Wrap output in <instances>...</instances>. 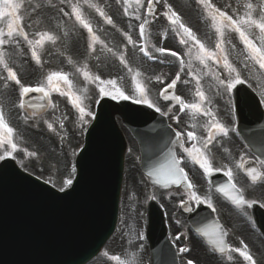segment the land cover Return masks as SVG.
Wrapping results in <instances>:
<instances>
[{
    "label": "snow or ice",
    "instance_id": "1",
    "mask_svg": "<svg viewBox=\"0 0 264 264\" xmlns=\"http://www.w3.org/2000/svg\"><path fill=\"white\" fill-rule=\"evenodd\" d=\"M123 6V13L126 16L134 18L139 21V36L142 40L145 39L146 26L151 22L149 17H155L156 4H162L164 11L161 13L168 20L171 29L180 37V44L187 45V50L184 55L188 56L187 64L183 56L171 49H166L163 47H155L154 51L160 53L161 55L168 53L180 63V72H183L185 68L188 69V75L192 76L195 81V92H194V102H186L181 96L172 94L169 95V89H174L177 82L180 80V72L176 73L175 79L161 91V96L164 100L174 101L175 104L179 105V111L185 112L188 110L191 114L193 120L197 116H203L206 119L202 127L207 132V137H201L197 135L196 131H188L186 133L187 139L192 141V146L184 147L183 140L180 137L183 133L177 132L176 143L183 148V151L187 156L203 170L208 176L213 175L215 172L223 171V175L227 177V182L217 188V191L228 200H230L238 208L251 207L255 201H250L245 198L244 190L237 186L234 182V172L231 167L227 165L224 168H214L212 161L207 154L209 152V145L216 140L217 136L227 137L229 133V128L221 123L216 115L215 110L212 107L213 97L206 94L204 86L201 84V80L205 76H210L211 81L208 84V90L211 92L213 89L215 96H220L223 93L232 92L240 84H244L246 81L241 78L240 72L236 67L229 61L228 56L224 48V37L226 35V29L238 33L240 41L243 43L244 48L247 52L245 60H250L253 65H258L261 72H264V0L260 4L261 11L258 17L253 15L255 7L252 3H247L245 5L246 11L243 15H229L226 11H222L211 3V0H196L197 4L201 5L207 17L211 21V26L218 34V41L215 45V50L206 47L193 30L188 27L182 20L181 16L174 10L173 6L167 2V0H147L145 6L144 0H119ZM84 4H87L90 8H94L96 13L104 19V21L112 25L113 28L116 27L114 20L109 16L103 8L98 4H93L90 0H83ZM61 5H67L70 8L69 11H65L64 7H60L58 11L62 13L63 16H67L70 19L75 18V22L78 23L84 30L87 31L90 38V43L88 47L95 51V45L101 44L103 47L107 48L100 37L96 35L93 30V26L90 21L86 18L83 11L82 4L77 0L73 3L72 0H60ZM25 5L31 7V13H36L39 9V5L32 6V0H0V67L7 73L6 77L0 76V80L5 81V87H7V82L12 81L19 88V95L21 97L19 107L24 108L23 97L27 96L29 93H40L42 98H48L51 92H58L61 96H67L72 106L78 111L79 117L82 122L85 116H92L91 111L86 110L83 104L84 97L78 94L75 90L73 82L69 79V74L62 71H52L46 77V83H40L37 86H27L23 84L17 75V72L10 67L7 59V52L5 50L6 45H17L21 44V41L26 43L30 49L31 57L36 61L37 64L40 63V56L38 55V49L42 48L46 42H51L55 44L59 37L51 31L42 30L37 31L33 35L35 38H30L29 33L25 30L23 13L27 11ZM51 7H56L54 4ZM141 9H145V12H141ZM235 12V9L233 10ZM29 13V15H31ZM31 27V25H28ZM131 27V25H129ZM253 29H258L259 31V43L254 39L250 38ZM124 36L130 44H135L136 41L132 39V36L127 32H124ZM112 52L111 48L107 49ZM140 51L148 57L153 59V55L148 51V44L145 41L143 47ZM115 55V53H114ZM121 63L128 67L127 61L123 54L119 55ZM193 61L199 63L203 69L206 71H201L197 69L193 71ZM216 65H222L223 69L227 73L226 76L217 74L213 71L209 62ZM71 63V61H69ZM247 67V64L245 65ZM86 65L84 68H78L77 71L81 72L84 79L94 83L99 91V96L110 97L113 100H128L133 99L136 103L147 104L149 107H155L157 112H161V109L155 106L149 99L146 85L142 84L137 77L141 75L139 71H136L132 76V80L135 85V94L129 96L125 94V91L117 85L115 79H101L99 75L93 76L88 70H86ZM128 71L131 73L132 69L128 67ZM159 80V77H157ZM185 84L189 81L185 80ZM86 91V90H85ZM55 108V105H52ZM168 111H172L169 108ZM35 115V113H33ZM161 115H164L161 112ZM58 122L60 127H64L63 120L59 118ZM67 119V117H65ZM177 122H179V117H176ZM47 127L50 130L55 131L53 124L45 121ZM195 129L197 125L192 124ZM15 129L10 126L7 122L5 114L2 109H0V161L7 160L11 158L16 159V153L18 151L23 152L24 155L29 157L36 156L35 152H30L26 148L20 149L18 144L14 140ZM63 139V137H61ZM181 159H179L173 152L170 155L167 163L161 165L159 168L155 169L149 175L156 176V182L162 184L164 187H168L171 184L184 185L188 189V196L190 200H194L196 204L206 203L209 208L215 211V207L212 203L211 197H201L194 190L195 186L189 180L188 173L185 171L184 167L181 166ZM236 167L244 171L250 178L252 183L264 180V160L258 161V167L247 166V162L244 157H240L239 162L236 163ZM75 169H73L74 171ZM71 173H69V177ZM73 184V180L68 178L64 181V187H61L60 191H64L65 187H70ZM155 198V197H153ZM187 207V205H185ZM264 207V204L261 205ZM191 210V209H189ZM204 236L209 237L211 242L215 245L216 249L220 253H238L240 257L243 258L247 264H256L253 256L248 250V245L241 241L242 247L233 248L225 242L224 237L227 235L219 225H210L205 229H198ZM180 237L178 236L177 239ZM181 252L187 251L185 248L180 249ZM107 255V253H106ZM111 261L114 264H132L131 260L122 259L119 255H111ZM228 259H232L229 255ZM188 264H193L192 261H188Z\"/></svg>",
    "mask_w": 264,
    "mask_h": 264
},
{
    "label": "rangeland",
    "instance_id": "2",
    "mask_svg": "<svg viewBox=\"0 0 264 264\" xmlns=\"http://www.w3.org/2000/svg\"><path fill=\"white\" fill-rule=\"evenodd\" d=\"M56 1H60V0H56ZM211 2L217 3L220 7L222 0H211ZM253 2L256 3V8L259 9L262 0H253ZM102 4H103L102 7L104 11L107 14L109 13L111 15L112 19L114 20V23L116 24V27L113 28L112 26L108 25L104 20H101L102 24L107 30H105L102 27L99 29L100 25L99 23H96L97 19L91 18V17L89 18L90 23L92 24L96 23L95 29L97 32L100 31L101 40L104 42V44L107 45V48L103 47L101 44L98 45L99 55H98L97 66L100 67L102 65L103 67L101 78L105 80L115 79L117 81V85L125 91L126 95L133 96L135 94V85L132 80V76L135 74L136 71H139L141 75L137 77V79L142 84L146 85L148 96H149V99L152 101V103H154L156 106L161 107L163 109H166L168 106H173L171 104L167 105L165 103H162L159 97L160 87L162 86L157 85V82L160 80V78L165 79V77H167V75L169 74V70L162 68L161 73L157 74L154 69V64L149 63L146 59L143 58V56H141L140 47L138 48V45H139L138 43H141V41L138 42V39L134 36L132 37V39L136 41V43L130 44L125 38L124 32H127L126 27H129V25H131L130 21L118 15L117 12L120 13V10H115L111 6H106V3H103V2ZM161 27H162V22L157 24L154 27V29L153 28L152 30L149 29L148 38H147V41L149 42V44L152 43L154 39V35H156L158 40H160V36L163 33H165L160 30ZM165 28L170 29L171 26L166 25ZM75 30L76 29H73V31ZM102 31H104L103 34H102ZM174 34L176 35L175 32ZM257 36L258 34L256 35V37ZM167 38L169 39L170 46H175L176 49L178 48L177 50L180 51L178 53H180L183 56L185 63L187 64L188 56L184 55L187 47L186 45L180 44L179 42L180 37L176 35V41L173 40L171 37H168V35H167ZM68 39L71 42H70L69 47L65 48L64 54L71 55V54H74L78 50L82 42L75 36L73 32H71L68 35ZM255 40L257 42V38H255ZM153 45H155L154 42H153ZM108 48H111L112 52H109L107 50ZM120 54L124 55L125 60L127 61L128 67L132 69L131 73L128 71V67H125V65L121 63L119 59ZM229 60L231 61L234 67H237L235 62L230 57V55H229ZM209 63L213 71H215L217 74L220 71H222L220 65H216L212 63L211 61ZM193 67H197L201 71H206L205 69H202V66L199 65V63L196 61H193ZM59 70H63V68L60 67ZM176 70L180 71V63L178 62V60H176ZM52 71H57V69L52 68ZM157 77H159V80L157 79ZM69 173L72 174V171H70ZM68 178H70L69 175H68ZM52 179L56 184H58V187H64V181L66 180V178L52 177ZM262 184L259 187L257 186H251V187H253L252 188L253 190H257L264 186V184L263 185ZM125 185L126 186L123 192L124 206L126 207L129 205L128 199H129V194L131 192L138 194V196L140 195L141 199L138 197L136 199V204H143L144 202H141L140 200H143V197L147 196L149 191H148V185L145 179L139 173L137 168L131 169L130 172H128V179H126ZM244 188L246 192H248V190L251 189L247 185H244ZM172 193L173 191L159 192L157 194L162 197H169ZM248 195L250 199L258 198V194L256 193H253V194L248 193ZM124 211H125V208L124 210H122V213H125Z\"/></svg>",
    "mask_w": 264,
    "mask_h": 264
},
{
    "label": "water",
    "instance_id": "3",
    "mask_svg": "<svg viewBox=\"0 0 264 264\" xmlns=\"http://www.w3.org/2000/svg\"><path fill=\"white\" fill-rule=\"evenodd\" d=\"M255 107H256V112L259 115V121H262L263 116H262L261 112L260 111L258 112V110H257V108H258L257 103H256ZM108 109H109V105L105 106V107L103 106V108L100 110L99 120H98V123L96 125L97 127L95 128V130L93 132H91V134L89 136V144L88 145L90 147V150H88L89 149V147H88L81 157L82 160L86 159L90 165H93V158L96 155V153L93 152V147L95 148V145L97 143L100 145H103L107 149H109V152L107 153V155L109 156L110 159H112V157L114 156V153L116 151H118V152L121 151L122 147H123V146L119 147V145H120L119 135L116 131L114 124H112L113 122L111 121V117H113V113L119 112V110L116 108H112V116H111L110 113L108 112ZM142 109H140L141 112L139 113V115L137 117H134V118H139V116H141V117L144 116L146 118L148 117V115H147L148 112H146V110H142ZM150 113H152V112H150ZM153 118H155V117H153ZM147 119H148L147 120L148 124L151 121H153V120H151V118H147ZM134 125L137 128H139V124H134ZM261 151H262V154L264 155V148L261 149ZM93 170H94V168H93ZM113 170H115V169H113ZM113 174H115V171L113 172ZM5 187L10 188L11 186H5ZM0 188H1L2 195H5V197L7 199H11V197L8 196L7 193L12 192V191L7 190L2 186H0ZM113 195H114V201L111 204H112V209L115 210L116 203H117L118 187L116 189H114ZM101 199L103 201L105 199V197H101ZM105 233H107V232H105ZM105 237H106V235L103 236L102 240H98L97 237H94L92 235H87L83 240V243L86 245V248H82L80 250V244H79L78 240L76 239V237L73 236L72 239L70 240V243L75 246V251L76 252L82 251L84 253L79 258H76L73 260H67V258L65 256L66 244L61 243V244L56 245L54 247L55 253H52V257H53V255H54V257L52 258V260L49 264H79L83 261H86L89 257H91L93 254H95L96 251L100 248ZM33 245H35V243L30 244V248L26 249L27 251L17 252L16 254H14L16 256L15 260H16L17 264H46L45 263L46 256H43V258H41L38 261L36 260V256H35V252H34L35 247L32 248Z\"/></svg>",
    "mask_w": 264,
    "mask_h": 264
},
{
    "label": "flooded vegetation",
    "instance_id": "4",
    "mask_svg": "<svg viewBox=\"0 0 264 264\" xmlns=\"http://www.w3.org/2000/svg\"><path fill=\"white\" fill-rule=\"evenodd\" d=\"M185 131H196L198 136L203 137L197 130L190 128L189 126L185 125ZM184 131V133H185ZM231 137H223V136H217L216 140L212 142V144L209 145V152L207 153L210 155V153L214 155H220V158L228 161V155L232 156L233 154L239 155V149L236 147L235 141H238V138L236 135L232 134ZM235 140V141H234ZM187 144L192 146V141H186ZM181 153L185 154L183 151V148L180 147ZM210 159H212L210 157ZM213 160H217V157L213 158Z\"/></svg>",
    "mask_w": 264,
    "mask_h": 264
}]
</instances>
